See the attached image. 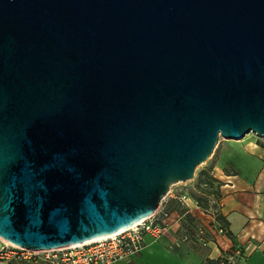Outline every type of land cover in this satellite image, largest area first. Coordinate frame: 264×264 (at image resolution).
Masks as SVG:
<instances>
[{
	"label": "water",
	"instance_id": "1",
	"mask_svg": "<svg viewBox=\"0 0 264 264\" xmlns=\"http://www.w3.org/2000/svg\"><path fill=\"white\" fill-rule=\"evenodd\" d=\"M250 133L264 0H0V249L130 228Z\"/></svg>",
	"mask_w": 264,
	"mask_h": 264
},
{
	"label": "crops",
	"instance_id": "2",
	"mask_svg": "<svg viewBox=\"0 0 264 264\" xmlns=\"http://www.w3.org/2000/svg\"><path fill=\"white\" fill-rule=\"evenodd\" d=\"M210 158L162 201V236L146 234L142 250L117 264H222L237 249L238 264H264V138H221ZM0 264L28 262L8 258Z\"/></svg>",
	"mask_w": 264,
	"mask_h": 264
},
{
	"label": "built area",
	"instance_id": "3",
	"mask_svg": "<svg viewBox=\"0 0 264 264\" xmlns=\"http://www.w3.org/2000/svg\"><path fill=\"white\" fill-rule=\"evenodd\" d=\"M157 217L158 210L116 234L62 248L30 250L5 242L0 249V260L16 258L28 264H117L142 250L146 234L155 239L162 236L163 225L157 221ZM203 234L204 231H200L198 239L205 244ZM239 254L241 250L237 249L226 255L222 264H238L236 257Z\"/></svg>",
	"mask_w": 264,
	"mask_h": 264
},
{
	"label": "rangeland",
	"instance_id": "4",
	"mask_svg": "<svg viewBox=\"0 0 264 264\" xmlns=\"http://www.w3.org/2000/svg\"><path fill=\"white\" fill-rule=\"evenodd\" d=\"M248 135H250V134H248ZM210 159H211V158H209V159L206 160L203 164H200V165L197 167V169H196V173H195L196 176H197V174H198V173H199L204 167H206V166L209 164ZM181 183H183V182H181Z\"/></svg>",
	"mask_w": 264,
	"mask_h": 264
}]
</instances>
